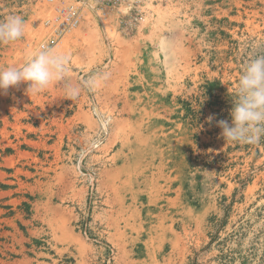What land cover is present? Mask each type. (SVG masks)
Here are the masks:
<instances>
[{
    "label": "rangeland",
    "instance_id": "rangeland-1",
    "mask_svg": "<svg viewBox=\"0 0 264 264\" xmlns=\"http://www.w3.org/2000/svg\"><path fill=\"white\" fill-rule=\"evenodd\" d=\"M87 2L52 48L67 76L0 91V264H264V137L217 123L264 55V0ZM11 14L0 69L48 36L45 0H0Z\"/></svg>",
    "mask_w": 264,
    "mask_h": 264
},
{
    "label": "clouds",
    "instance_id": "clouds-1",
    "mask_svg": "<svg viewBox=\"0 0 264 264\" xmlns=\"http://www.w3.org/2000/svg\"><path fill=\"white\" fill-rule=\"evenodd\" d=\"M26 22L20 15H8L0 21V43L14 42L25 34ZM68 57L47 45L30 54L27 60L17 66L9 65L0 69V91L7 92L10 87L27 83V95L40 94L55 82L64 79L68 73ZM98 78L93 77L86 86L94 88ZM79 86L68 89L67 98L79 95ZM230 112L231 123L219 120L225 141L257 144L264 137V55L251 59L238 78L233 93ZM209 121L212 116L207 118Z\"/></svg>",
    "mask_w": 264,
    "mask_h": 264
},
{
    "label": "built area",
    "instance_id": "built-area-1",
    "mask_svg": "<svg viewBox=\"0 0 264 264\" xmlns=\"http://www.w3.org/2000/svg\"><path fill=\"white\" fill-rule=\"evenodd\" d=\"M88 0H45L50 11L44 25L48 29V36L40 44L49 48L56 47L61 40L75 29L82 17Z\"/></svg>",
    "mask_w": 264,
    "mask_h": 264
},
{
    "label": "bare ground",
    "instance_id": "bare-ground-1",
    "mask_svg": "<svg viewBox=\"0 0 264 264\" xmlns=\"http://www.w3.org/2000/svg\"><path fill=\"white\" fill-rule=\"evenodd\" d=\"M89 7H91V5L89 4V2L86 3Z\"/></svg>",
    "mask_w": 264,
    "mask_h": 264
}]
</instances>
